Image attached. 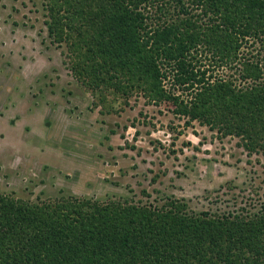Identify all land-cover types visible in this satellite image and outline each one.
<instances>
[{"label": "trees", "instance_id": "1", "mask_svg": "<svg viewBox=\"0 0 264 264\" xmlns=\"http://www.w3.org/2000/svg\"><path fill=\"white\" fill-rule=\"evenodd\" d=\"M45 2L48 35L68 45L78 81L100 93L143 90L151 101L171 100L176 114L189 116L187 124L199 121L223 137H242L250 154L264 156V0ZM209 16V22L220 20L215 33L182 31ZM235 33L261 42L255 57H244L239 76L213 79L189 60L203 45L211 62L223 63L228 53L231 67L245 43ZM168 67L179 88L191 94L187 102L164 90ZM239 77L247 87L237 84ZM65 200L56 205L0 195V264H191L197 258L201 264H264V208L214 219L187 215L177 200L153 211L119 210L113 203L125 213L123 227L108 207Z\"/></svg>", "mask_w": 264, "mask_h": 264}, {"label": "rangeland", "instance_id": "2", "mask_svg": "<svg viewBox=\"0 0 264 264\" xmlns=\"http://www.w3.org/2000/svg\"><path fill=\"white\" fill-rule=\"evenodd\" d=\"M45 1L0 0V195L56 205L86 199L108 207L123 227L119 210L153 211L173 200L196 217L261 212L263 155L250 154L242 137H223L199 121L187 124L189 116L176 114L171 100L151 101L143 90L100 93L78 81L68 45L48 35ZM211 18L182 31L215 33L220 20ZM243 41L231 67L228 53L223 63L211 62L203 45L189 60L228 81L261 46L254 36ZM174 74L163 80L164 90L187 102L192 96Z\"/></svg>", "mask_w": 264, "mask_h": 264}]
</instances>
